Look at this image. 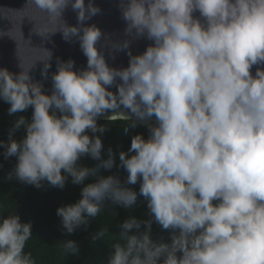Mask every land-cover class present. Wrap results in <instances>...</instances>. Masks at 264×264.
Listing matches in <instances>:
<instances>
[{"label":"clouds","instance_id":"obj_1","mask_svg":"<svg viewBox=\"0 0 264 264\" xmlns=\"http://www.w3.org/2000/svg\"><path fill=\"white\" fill-rule=\"evenodd\" d=\"M69 7L76 25L63 18ZM117 7L127 38L104 47L113 59L126 52V67L110 66L97 47L104 33L86 23L102 12L94 0H26L14 10L39 13V23L28 15L20 22L35 21L40 36L78 41L87 64L57 58L50 92L48 49L39 60L43 80L31 74L36 62L25 67L20 59L19 72L0 67L8 114L32 109L0 141L4 158L16 157L6 179L36 188L63 189L69 178L83 184L80 199L56 209L68 235L86 230L106 204L128 209L143 198L148 218L119 225L107 264H264V0H119ZM140 38L151 43L133 55ZM102 117L107 125L98 124ZM116 121L127 122L125 134L143 123L148 136L133 135L118 160L109 147L104 159L97 133ZM114 168L126 176L101 174ZM153 223L169 242L152 238ZM31 237L30 221L0 218V264H36L25 251ZM62 246L66 255L79 253L75 240Z\"/></svg>","mask_w":264,"mask_h":264},{"label":"trees","instance_id":"obj_2","mask_svg":"<svg viewBox=\"0 0 264 264\" xmlns=\"http://www.w3.org/2000/svg\"><path fill=\"white\" fill-rule=\"evenodd\" d=\"M9 105L0 100V141H7L9 130L12 128L18 115L31 118L32 109L29 108L17 116L9 115ZM126 121L112 122L101 136L104 150L102 157L107 158L108 148H112L117 155L120 151H127L131 144V137L137 133L148 136L146 126L139 125L131 129L128 134L123 132ZM98 124L107 125L108 121L98 120ZM24 130L15 133V138L24 136ZM4 149L0 148V218L7 215L18 214L22 222L32 223V237L26 243L25 251H30L36 264H107L115 243L120 242L119 225L129 216L138 219H147V207L143 198L138 199L132 208L124 209L120 206L106 204L101 212L91 220L88 228L77 229L68 235L62 229L61 218L56 215V209L60 206L75 203L81 198V189L84 186L73 185L71 178L66 182L63 189L52 187L45 182L41 188L27 185L18 180H7L6 176L16 164V157L4 158ZM83 163L92 164L93 161L85 158ZM119 172L121 178L126 176L122 169L114 168L111 172L101 169V174L109 175ZM89 181H85L87 183ZM138 190L139 185L133 186ZM107 228L105 235L94 240L93 236L100 230ZM134 231V230H133ZM152 238L169 242V233L162 231L159 225L153 223ZM67 239L75 240L79 245L77 255H66L63 243Z\"/></svg>","mask_w":264,"mask_h":264},{"label":"water","instance_id":"obj_3","mask_svg":"<svg viewBox=\"0 0 264 264\" xmlns=\"http://www.w3.org/2000/svg\"><path fill=\"white\" fill-rule=\"evenodd\" d=\"M85 2L87 3L88 0H85ZM118 2L119 0H94V3L101 8L102 12L92 17L86 23L96 24L102 33H104L97 47H101L104 51L109 65L126 67L129 60L126 52L114 53L115 58L113 59L110 53V46L104 47L108 41L116 43L127 38L124 35L126 24L121 18L120 10L117 7ZM25 3L26 0H0V30L8 31L11 29L9 35L12 37L0 36V67H7L12 72H19L20 68L18 65L20 59L25 67L36 62L35 67L31 70V74L35 80H43L41 76L43 62L39 60L47 55L42 49H48L53 53L51 60L52 67L49 69V78L43 82L45 91L50 92L51 74L56 71L57 58L65 61L71 58L75 61L77 68L86 67L87 58L81 51L78 41L74 43L66 42L60 32L47 37L40 36L33 31L35 21H30L27 17H24L22 22H20L21 17L25 15L37 19L38 23L40 22V15L35 10L14 11L22 9ZM194 15L198 16L199 13H194ZM63 18L69 25L77 24L76 13L70 7L64 12ZM149 43L151 42L146 38L135 39L130 45V50L133 55L140 54ZM252 72H255V66ZM112 90L115 91V89ZM99 120L107 121L103 117ZM140 125L145 126L143 123Z\"/></svg>","mask_w":264,"mask_h":264}]
</instances>
